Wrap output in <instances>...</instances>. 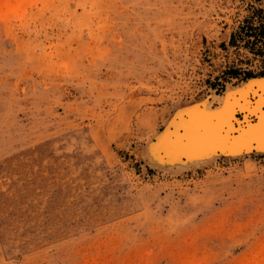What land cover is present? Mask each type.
<instances>
[{
    "label": "rangeland",
    "instance_id": "1",
    "mask_svg": "<svg viewBox=\"0 0 264 264\" xmlns=\"http://www.w3.org/2000/svg\"><path fill=\"white\" fill-rule=\"evenodd\" d=\"M250 16L264 0H0V264H264V155L171 175L146 150L264 74L229 44Z\"/></svg>",
    "mask_w": 264,
    "mask_h": 264
},
{
    "label": "bare ground",
    "instance_id": "2",
    "mask_svg": "<svg viewBox=\"0 0 264 264\" xmlns=\"http://www.w3.org/2000/svg\"><path fill=\"white\" fill-rule=\"evenodd\" d=\"M212 100L217 101L213 107V101L204 99L174 109L163 132L147 143L150 167L178 175L213 164L221 154L222 161L264 155V74L248 77Z\"/></svg>",
    "mask_w": 264,
    "mask_h": 264
},
{
    "label": "trees",
    "instance_id": "3",
    "mask_svg": "<svg viewBox=\"0 0 264 264\" xmlns=\"http://www.w3.org/2000/svg\"><path fill=\"white\" fill-rule=\"evenodd\" d=\"M253 17H249L248 19H243L242 25L238 26L237 30L232 32L229 37V44L235 45L237 44V41H244V44H248L249 48L255 52V54H259L261 56H264V52L259 48H253V46L260 42L261 38L264 37V21L260 18L257 19V25L252 24ZM264 68V65L261 69ZM259 70L256 73H253L249 70H239L236 68H228L226 69L222 75L221 78H224L225 76L228 77H234L237 78V80L245 78L247 76H252L254 74H260L262 70ZM207 84H210L211 87H218V90L223 87V83L217 81V78L214 81L207 82Z\"/></svg>",
    "mask_w": 264,
    "mask_h": 264
},
{
    "label": "water",
    "instance_id": "4",
    "mask_svg": "<svg viewBox=\"0 0 264 264\" xmlns=\"http://www.w3.org/2000/svg\"><path fill=\"white\" fill-rule=\"evenodd\" d=\"M217 91H218V89H217ZM224 91V87H223V90L221 91V93ZM198 102V101H197ZM195 102H191V103H189V104H184V105H182V106H180V108H186V107H188V106H190V105H192V104H194ZM199 105H200V103H199ZM215 105V103L214 102H212L211 103V106L213 107ZM236 116L238 117V116H240L241 117V114L239 113V112H237L236 113ZM252 118H254L253 116H251ZM251 118V119H252ZM166 125V124H165ZM165 125L161 128V130L160 131H162L163 130V128L165 127ZM153 140V139H152ZM151 140V141H152ZM148 153V152H147ZM219 157H223V155L221 154V155H219ZM219 157H217V158H219ZM182 159V158H181ZM146 160H147V158H146Z\"/></svg>",
    "mask_w": 264,
    "mask_h": 264
}]
</instances>
